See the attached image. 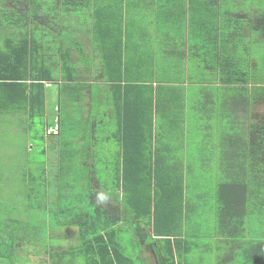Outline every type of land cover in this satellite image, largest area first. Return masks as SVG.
<instances>
[{
	"label": "crops",
	"instance_id": "0c3cea01",
	"mask_svg": "<svg viewBox=\"0 0 264 264\" xmlns=\"http://www.w3.org/2000/svg\"><path fill=\"white\" fill-rule=\"evenodd\" d=\"M48 6L54 8V16H45L43 8ZM17 7L20 9L16 10ZM76 11L82 17L74 30L77 34L73 31L72 35L83 37L80 39L83 51L71 50L74 44L70 41V58L81 70L80 84L84 86L81 94L84 115L78 129L88 130L83 146L95 151L98 131L102 133L99 140L104 145L108 138L115 141L119 153L123 150L120 130H141L145 127L143 120L151 122L152 149H156L160 165L163 169L175 166L183 172V210L190 220L186 223L189 226L184 225L185 237L189 232L196 239L194 244L187 239L180 243L181 254L176 256L175 264L234 263V254L240 253L238 245H221L220 236L212 235L206 238L211 248L204 253L200 247L204 253L201 256L198 249L202 238L199 242L196 237L203 229L201 216L210 217L205 229L210 228L211 232L215 227L212 216L216 190L220 186L227 190L228 185L234 190L236 183L241 186L251 178L249 171L237 173V168L264 165V21L260 20L264 17V0H0V48L7 47L9 40L21 39L22 45L30 38L34 69L37 71V55L41 65L43 50L46 62L56 66L59 58L52 53L53 44L59 48L64 45L63 40L68 42L69 29L65 24H70ZM107 18L127 25L124 36L129 74L143 75L151 81L128 88L126 95L104 80L101 53L97 50L85 53L92 22ZM208 40L213 55H227L225 76L232 77L237 67L242 69L241 76L237 74L240 82L233 81L236 75L231 81L222 80L218 73L224 64L222 59L211 60L210 83L201 81L206 64L203 50ZM172 56L181 58L178 77L170 73H175ZM1 65L2 72L9 74L7 64ZM49 85L56 87L58 109L56 115H45V130L56 133L60 85L46 84L47 101L51 98ZM204 87L211 90L209 98ZM12 92L14 95L11 86L0 81V102L5 103L0 112L2 129L12 127L2 124V119H12L17 121L12 125H20L28 117L24 109L15 116L9 115L6 104L10 96L13 98ZM78 95L75 90L70 98ZM150 104L152 107L146 109ZM49 121L55 126L48 127ZM106 130L115 131L114 138ZM80 141L81 138L76 142ZM159 178L168 180L163 174ZM260 220L261 215L257 219L249 217V232L263 233ZM147 256L156 264L153 255Z\"/></svg>",
	"mask_w": 264,
	"mask_h": 264
},
{
	"label": "trees",
	"instance_id": "16d2710c",
	"mask_svg": "<svg viewBox=\"0 0 264 264\" xmlns=\"http://www.w3.org/2000/svg\"><path fill=\"white\" fill-rule=\"evenodd\" d=\"M68 9L74 10V8ZM260 20L264 21V17ZM91 26L92 42L94 48L101 53L104 80L108 85L115 84L114 88L118 86L121 90L120 94L126 95L128 88L151 82L143 75L134 77V74H129L127 70L125 53L127 37L124 36L127 25L107 18L92 22ZM13 34L16 35V31H12ZM30 42V38L24 40L22 45L21 39L20 42L9 40L6 43L7 47L0 48V81H5L14 91V95L13 92L11 94L13 98L10 96L7 100L9 103L6 104L9 115L15 116L24 109L28 115L25 118L30 129L35 127L36 119L44 122L40 121L43 129L33 137L35 138L33 141H37L32 145L42 147L37 149V152L46 161L23 167L21 195L24 198V206L26 204L31 213L49 211L53 217V225L72 227L78 231L74 245L69 243L64 246L46 244L39 246L42 227L18 217L4 219L0 202V259L12 260L9 264H17L15 258L23 256L29 248L31 254L44 250L48 264H152L150 259L146 258L147 255H153L156 264H175L176 256L181 254L180 243H184L187 239L194 244L196 239L189 232L185 237L184 225L190 220L183 210V172L175 166L163 169L160 165L156 157V149H152L154 136L153 130H149L152 123L143 120L144 129L120 130L123 135V150L118 154L119 159L117 158L113 168H109L108 164L103 167V172L113 177V189L110 190H114L113 197L104 194L107 189L103 192L101 189L98 191L96 182L83 183V177L88 176V179L91 176L94 179L97 171L94 169V151L83 146L88 130H78L80 119L84 115L81 70L71 61L70 51H64L61 46L55 49L59 58L57 65L46 62L43 53L41 65L38 63L40 56L37 55L36 71ZM209 45L210 40L206 45L207 48L203 50V61L206 64H203L201 81L205 84L210 83L211 60L222 59L224 64L222 69L218 70L219 75L223 76L222 80L231 81L236 75L233 81L240 82L241 78L237 74L241 76L242 69L237 67L232 77L225 76L227 55L225 53L213 55ZM172 57L174 74L178 77L181 58ZM1 62L7 64L9 74L2 72ZM57 82L60 85L58 130L56 133L46 132L44 119L48 113L46 84ZM75 90L76 95L80 93V96L70 98ZM204 93L209 98L211 90L207 88ZM70 99L73 101L70 102ZM4 104L0 102L1 113ZM145 107L150 109L152 104ZM148 112L149 110L146 114ZM70 114L72 125H70ZM10 121L14 122L12 119ZM54 126L49 121L48 127ZM106 131L114 138L115 131ZM76 133L81 135L76 138L74 137ZM79 138H81V146L76 147L74 142ZM96 140L99 141L98 138ZM103 150L108 152L107 149ZM33 162H37L36 159H32ZM236 170L237 173L249 171L251 178L241 186L240 183H236L234 190L232 185H228L227 190L221 186L216 190L212 216L215 227L211 230L213 234L210 228L205 229L210 217L203 215L200 220L203 229L196 238L200 241V238L210 239V236L218 235L222 239L221 245L230 243L238 245L240 253L245 255L243 260L245 263L264 264V231L259 235L258 232H249L248 228L250 216L257 219L261 215L260 223L264 226V165L244 166ZM161 174L165 178L168 177V180H161L159 178ZM80 184L85 190L81 189ZM85 192L89 194L90 212L80 209L87 198ZM65 199L68 200L70 207L55 211V207H59ZM76 204H78L77 212L72 214L71 207L74 208ZM58 217L63 218L58 219ZM146 228L151 229V232H146ZM126 229L130 230L134 237L133 245L138 250L136 257L127 252L122 243V234ZM60 236L66 237L65 234L56 233L49 239L55 240ZM71 238L67 239L71 240ZM254 241L257 242L252 245ZM198 251L203 256L200 247Z\"/></svg>",
	"mask_w": 264,
	"mask_h": 264
},
{
	"label": "rangeland",
	"instance_id": "374dc122",
	"mask_svg": "<svg viewBox=\"0 0 264 264\" xmlns=\"http://www.w3.org/2000/svg\"><path fill=\"white\" fill-rule=\"evenodd\" d=\"M18 8V7H17ZM15 9V8H14ZM20 8L16 9L19 10ZM15 10V11H16ZM54 8L52 6H48L46 8H43V11L45 12V16H51L55 14L53 11ZM77 14H75L72 19L70 20V24H65L66 28L69 29L67 33L69 34L68 42L66 40H61L64 45L61 47L64 49V51L69 50L70 51V41L74 44L73 48L71 50L75 52H82L83 51V41L80 43L79 37L76 35H72L75 28L79 25L78 20L81 19V15L76 11ZM54 16V15H53ZM72 22V23H71ZM73 28V30H72ZM75 34H77L74 31ZM90 44L87 46L86 54L93 53L96 49L94 48L92 38L89 37ZM67 43V45H66ZM53 51L52 53L56 52L57 45L53 44ZM44 53V50H43ZM171 76H174V73L172 71L170 72ZM56 87L55 85H49L48 86V94L51 96L50 99H48V113L50 115H56L58 109L56 107V95H55ZM52 94V95H51ZM25 124L18 125H12V121L10 119H2V124L5 122V125L12 126L11 129H2L3 125H1V118H0V202L2 203V217L5 218H12V217H18L19 219L23 221H31V223L36 224L38 227H42V231L40 233V243L39 246L46 245H67L70 243V245H74L76 240V234L77 231L76 228L72 227H62V226H56L53 225V217L49 211L45 212H30L27 209V205L24 206V198L21 194L22 191L20 190L22 187L21 182V172L23 167H27L29 165H37L42 164V162L46 161L43 156L37 152V149H40L42 147L32 145V143H35L36 141H33L37 133L42 130L41 122L36 119L35 127L33 129L29 128V123L27 119H23ZM13 127H18L20 130L14 129ZM30 130V131H29ZM110 131V130H109ZM81 134H75L74 137H79ZM102 136V133L97 131V138L100 139ZM69 137V136H68ZM75 138V139H76ZM105 142V141H104ZM95 146V167L94 169L97 171L95 178L90 176V178L87 179L88 176L83 177L82 182L86 183L90 182L92 184L97 183L98 191L101 189V192H103L105 189H107V192H104V194L110 195L113 197V191H110L113 189V177L106 175L103 172L104 165L108 164L109 168H113V165L116 164L118 156V146L116 145L115 141H109L107 144H103L102 141H96ZM102 143V144H101ZM74 145L81 146V142H74ZM103 149H107L108 152H104ZM32 159H36L37 162L32 163ZM82 157L79 158L81 160ZM54 161V159H52ZM79 163V162H78ZM15 171V172H14ZM86 173H88V170H86ZM89 174V173H88ZM91 174V173H90ZM85 186V185H84ZM81 189H84L83 185L80 184ZM87 188V186H85ZM85 190V189H84ZM86 200L83 202L80 206V209L82 211H88L90 212V207H88L89 204V198L86 192ZM85 196V195H84ZM83 196V197H84ZM212 196V194L210 195ZM64 203L59 204V207H55V211H58L59 208H66L70 207V204L68 203V200H63ZM210 202H213V199L209 200ZM77 205L73 208L71 207L72 214H75L77 212ZM54 209V205H52ZM63 217H58V219H62ZM65 234V236L71 240H68L64 236L56 237L54 239H49L53 234ZM46 237V238H45ZM70 237V238H69ZM74 239V241H73ZM206 237L201 239V243H199V247L203 248L204 253H206L211 247L206 243ZM134 237L129 230H125L122 234V243L126 247L127 252H129L132 256H137L138 250L133 245ZM200 242V241H199ZM203 242V243H202ZM66 247V246H65ZM245 258V255L242 253H237L235 255V262L230 264H255V263H245L243 261ZM12 260H6V259H0V264H9V262ZM15 261L17 264H48L47 256L44 253V250H38L36 254H31V249H27V252L23 256H18L15 258ZM141 264V263H138Z\"/></svg>",
	"mask_w": 264,
	"mask_h": 264
}]
</instances>
